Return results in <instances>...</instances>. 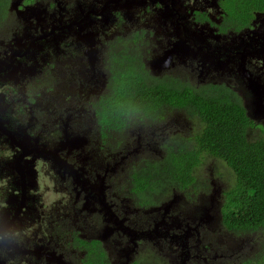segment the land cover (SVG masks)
I'll return each instance as SVG.
<instances>
[{"label":"flooded vegetation","instance_id":"obj_1","mask_svg":"<svg viewBox=\"0 0 264 264\" xmlns=\"http://www.w3.org/2000/svg\"><path fill=\"white\" fill-rule=\"evenodd\" d=\"M22 3L45 5L58 11L57 19L53 17L46 30L38 25L39 33L30 39H15L12 46L8 40L0 42V264H110L108 248L115 254L125 250L127 260L130 253L144 256L152 233L131 229L127 222L135 225L136 220L126 199L109 202V194L112 198L118 196L113 180L120 174L111 154L114 135L128 131L130 125L122 130L102 129L97 109L113 101V92L123 77L118 71L124 68L133 69L142 85L150 84V76L156 83L189 85L184 77H168L163 66L181 59L179 53L190 48L202 53L201 57L206 54L200 63L214 64L216 60H209L211 54L217 59L232 54L237 56L233 64L239 63L243 72H247L246 59L247 67L256 68L257 56L264 54V41L248 35L246 43L244 36H233L253 30L257 26L256 17L264 14V6L260 1L250 0L249 7L254 8L246 15L236 0H22ZM132 4L135 6L131 7ZM8 7L0 30L9 27V21L13 20ZM98 44L104 52L97 60L98 78L92 81L74 57L79 62L91 61L93 48L100 49ZM248 49L258 52L248 58L245 55ZM155 56L158 57L151 70L150 62ZM126 57L130 66L122 64ZM60 67L61 72L57 73ZM54 106L63 115L66 113L57 126L48 117ZM34 110H39L40 117L32 120ZM77 110H91L92 115L81 118L74 115ZM134 120L144 121L137 116L128 119ZM159 120L163 118L147 121ZM75 121L80 122L81 130H73ZM93 132L100 139L95 153L102 163L98 170L86 173L82 165L84 150L77 152L74 160L72 156L75 149L85 148L93 141ZM25 138H30L31 144ZM5 142L9 143L7 155ZM33 156H46L57 170L53 171L49 163L36 165ZM109 160L114 179L113 172L106 178L103 170ZM50 189L55 192L53 196ZM129 196L133 199L130 191ZM163 217L167 218L165 214ZM213 231L212 228L210 232ZM240 249L243 250L241 244ZM149 250L147 259L158 260L161 249L156 245L152 252ZM219 250L213 235H207L201 245L187 242L179 264L194 260L192 264H244L259 249L249 258L230 252L220 255L222 259ZM130 263L140 264L136 260Z\"/></svg>","mask_w":264,"mask_h":264},{"label":"rangeland","instance_id":"obj_2","mask_svg":"<svg viewBox=\"0 0 264 264\" xmlns=\"http://www.w3.org/2000/svg\"><path fill=\"white\" fill-rule=\"evenodd\" d=\"M133 6L135 5L132 4L131 7ZM8 8L11 11V15H13V20L9 21V27L0 30V42L8 40L9 46L16 44L15 39L17 41L21 39L26 41L30 39V36L38 34V25L44 26V30H46L52 18L55 17L57 19L58 10L45 5L23 4L22 0H10ZM255 21L257 26L253 30H247L233 37L243 38L244 36L246 42L247 36L252 35L254 39L260 37L264 41V14L258 15ZM98 46L100 47L99 51L94 47L91 52V61L88 59V61L79 62L74 57V60L91 76L92 81H96L98 78L99 66L97 65V60H100L101 54L104 52L100 44ZM256 52L258 50L248 49L245 55L250 58ZM86 54L89 55L87 51ZM179 54L181 59H176L169 66L167 64L163 66L168 77H184L185 82L190 83L189 86L192 87H194L193 85L201 87L200 85L203 86L205 83L211 82L225 84L239 96L241 103L246 109L247 116L256 123L255 127L248 130L247 136L249 140L264 136V54L257 56L258 66L254 69L247 67V59L245 60V68L248 74L245 70L244 72L242 71L239 63L233 64L237 57L236 55L225 54L226 57L217 59L216 56L211 54L209 60H216L213 64L212 61L200 63L204 60L206 54L201 57L202 53L199 54L192 48ZM156 57L158 56H155L150 62L151 70L152 63ZM162 59L165 60L164 58ZM226 64L229 65L226 66ZM61 69L62 67L58 69L57 73H60ZM74 115H80L81 118L91 117L92 111L77 110L74 111ZM39 117V110H34L31 116L32 120ZM48 117L57 126L64 121L66 113L63 115L54 106L48 112ZM74 123L75 127L73 130H81L80 122L75 121ZM199 127L196 118L188 116L182 110L171 109L163 118V121L153 123L147 120H134L131 122L128 131L114 135L116 139L113 140V153L111 154L113 155L114 164L120 169V174L117 179L113 180L117 187L118 196H113L112 198L109 194V202L113 203V200L126 199L133 219L136 220L135 225L127 222L128 225L136 232L138 230L149 231V234L152 233L149 236L151 242L148 250L150 249L149 252H152L153 247L157 245L161 249V254L158 255V260L147 259V250L142 254L144 256L130 253L127 260L125 259L127 253L125 250L115 254L114 251L112 253L108 248L111 254L110 264H131L130 262L134 260L137 263L139 261L140 264H179L182 260V255L186 253L187 242L201 245L205 237L210 234L213 235L215 243L220 246V259H222L220 255L230 252L237 255L241 253L240 256L242 258H249L258 249L263 238L260 232L245 233L237 237L236 234L228 232L222 226V200L224 201L225 198L224 192H227L234 185V174L224 162L210 155L205 154L201 165L196 169L198 177L197 187L186 192L173 189L168 199L163 200L161 198L155 206L145 208L136 206L133 203V199L129 196L128 189L131 184V173L142 167L146 162L145 159L162 157L169 148L175 149L181 145V139L190 136ZM91 136L93 141L88 142L85 148L80 146L79 149H75L72 156L74 160L75 154L81 152L82 149L84 150L85 158L82 161V165L86 168V173L98 170L102 163L101 157L95 153L100 145V139L96 132H93ZM24 141L27 144L32 142L30 138H25ZM55 144L56 140L53 142V145ZM4 150L7 155L9 143H4ZM46 158V156H33L36 165L46 166L45 163H49L51 169L56 171L55 165ZM112 166L113 164L110 160L104 165L103 170L106 171V178H109L113 172L114 179L115 172L114 168L112 171ZM107 181L109 183V179ZM110 184L113 185V182ZM0 194H2L1 189ZM49 194L53 196L55 192L50 189ZM164 214L167 218L174 220L163 217ZM212 228L214 231L210 232ZM83 236L90 237V234H83ZM240 244L242 245V251ZM123 248L128 249L127 247ZM192 263H195V260Z\"/></svg>","mask_w":264,"mask_h":264},{"label":"trees","instance_id":"obj_3","mask_svg":"<svg viewBox=\"0 0 264 264\" xmlns=\"http://www.w3.org/2000/svg\"><path fill=\"white\" fill-rule=\"evenodd\" d=\"M249 1L236 0L246 15L254 8L249 7ZM253 1L264 6V0ZM9 3L0 0V22ZM122 64L130 66L127 57ZM132 70L118 71L123 77L113 92V101L97 109L102 129L122 130L130 125L128 119L132 116L161 119L174 108L196 118L200 126L182 138L181 145L169 148L161 159L147 161L132 172L128 192L134 204L140 208L155 206L161 198L168 199L173 189L186 192L197 187L196 169L204 155L218 158L234 174V185L224 192L221 222L237 236L260 232L263 238L259 250L244 264H264V136L249 140L248 130L256 124L247 116L239 96L217 83L175 87L156 83L150 76V84L142 85ZM102 134L106 132L102 130Z\"/></svg>","mask_w":264,"mask_h":264},{"label":"clouds","instance_id":"obj_4","mask_svg":"<svg viewBox=\"0 0 264 264\" xmlns=\"http://www.w3.org/2000/svg\"><path fill=\"white\" fill-rule=\"evenodd\" d=\"M249 117V116H248ZM250 118V117H249ZM130 122H133V121H130ZM216 159H218V158H216Z\"/></svg>","mask_w":264,"mask_h":264},{"label":"water","instance_id":"obj_5","mask_svg":"<svg viewBox=\"0 0 264 264\" xmlns=\"http://www.w3.org/2000/svg\"><path fill=\"white\" fill-rule=\"evenodd\" d=\"M119 1V0H118Z\"/></svg>","mask_w":264,"mask_h":264}]
</instances>
